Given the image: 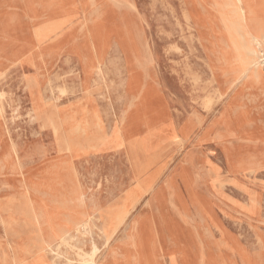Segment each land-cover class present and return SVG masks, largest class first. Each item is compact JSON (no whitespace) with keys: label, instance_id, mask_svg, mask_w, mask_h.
Wrapping results in <instances>:
<instances>
[{"label":"rangeland","instance_id":"374dc122","mask_svg":"<svg viewBox=\"0 0 264 264\" xmlns=\"http://www.w3.org/2000/svg\"><path fill=\"white\" fill-rule=\"evenodd\" d=\"M249 1L246 18L234 0H0V23L20 30H0V46L33 45L29 57L0 49V64L16 67L1 71L0 89L12 93L22 75H36L63 135L41 131L26 95L21 105L9 96L0 114V199L16 212L0 217V264H27L60 224L69 233L81 225L64 220L83 212L100 226L99 213L150 159L165 164L160 182L177 181L184 202L191 206L192 195L210 207L218 226L207 222L201 234L213 264H264V51L247 54L252 35L264 37V0ZM192 11L200 26L188 19ZM47 18L50 39L25 32ZM241 55L260 64L241 75ZM190 151L201 171L183 160ZM249 193L257 201L251 216L236 208ZM170 209L190 222L178 200ZM154 212L144 201L109 246L98 226L82 229L79 244L91 251L94 237L104 264H145L137 233ZM170 216V226L180 223ZM170 245L156 235L160 264H169Z\"/></svg>","mask_w":264,"mask_h":264},{"label":"bare ground","instance_id":"6f19581e","mask_svg":"<svg viewBox=\"0 0 264 264\" xmlns=\"http://www.w3.org/2000/svg\"><path fill=\"white\" fill-rule=\"evenodd\" d=\"M234 1L238 6V13L242 17L247 18V15L251 11L250 1L249 0H234ZM47 19L37 21L35 24L36 26L34 28L29 30L26 29L25 32L27 33L29 31L31 35L36 37L42 36L41 38L44 40L50 39L53 33V28L55 27V23L50 22V20ZM188 19L192 21V23H194L196 26H200V24L202 23L199 17L197 18V14L195 11L191 12L190 16H188ZM24 25L25 24H23V26ZM1 26L2 28L0 30L5 32H10L12 30L20 32L19 29H17L16 27L10 24L6 25L2 23ZM250 41H251V46L250 49L247 51L248 57L252 56V54L254 53L256 54L262 50L264 51L263 48L264 37L258 34H253L252 39H250ZM2 44L3 45L0 46V49H2L1 51L5 53V56L7 55L10 57L18 58L24 56L27 53H28L27 55L28 57L30 55L32 56V53L30 54V51L33 45L29 42L24 44L19 43L17 45H9L8 43L4 44V42ZM39 57L40 56H38L37 59H34L35 58L34 57L33 58L34 60H32L33 63L37 64V62L39 61ZM28 59L30 60V58ZM238 59H239L238 72L241 75H243V73L246 74L248 71L251 72L252 70L255 69V68L252 69L253 67H256L258 64H260L258 60L255 59L252 60V58L246 60L244 57H242V55ZM6 66H7V62L1 61L0 64L1 77L5 75V72H1V71ZM256 72L260 74L259 68L256 69ZM37 89H39L38 92L39 97L34 96V92ZM11 92L12 93H9L7 90H5V88L0 89V114L4 110V105L6 101H8L9 96L13 97V99L10 100H14V102H16L18 105H21L22 101L24 100L23 95H26L30 101V110L28 112L30 118L39 124L41 131L44 132L47 131L51 135H53L57 140H62L63 135L61 132V127L58 119L57 108L56 106H54L51 100L45 98L44 91L42 90V80L40 78H38L36 75L32 73L22 75L20 79L17 81V83L14 85V88H11ZM18 152H19V148L17 144H12L10 146V153L14 155L15 154L18 155ZM189 162L190 164L192 163L194 168L197 167L196 163L194 162V159H190ZM157 164H158L157 161H155L154 159L152 160L150 159L149 161H146L142 163V165H139L137 167L134 175L129 178V183L127 184L128 186L121 190L116 201L112 205L107 206L104 210H102L99 213L98 218L100 220V226L98 225V223L96 224L94 220L88 219L86 217V214H84V212L79 215H76L73 219L64 220V221L72 222L74 224H81V225L75 226L73 231L69 233V231L62 224H60V228L55 231L53 235V239L49 243H47L43 249L41 247L36 253H34L31 256V259L27 261V264H60L61 260H64L66 264H73L74 260H76L77 258L81 260L82 264H104L100 262L101 245H99L97 240L94 237L90 239L91 251H89L83 248V246L79 244L80 238L77 236L80 234V232H82V229L84 228L86 231L92 234V232H94L93 231L94 227L98 226L97 229L101 231L102 239H104L103 245L109 246L112 239H114L120 233L122 228L125 226V224L128 222L130 217L133 215V212L144 201L147 203V206H149L151 209L154 208L156 212H154L153 215L154 223L150 221V219H147L146 222H141L140 230L137 233L138 247L140 249L139 253L142 261L145 264H160V261L158 260V257H156V253L154 252V250H156L155 249L156 235L159 236L161 239H163L164 242L166 241L167 244V240H168L167 238L171 234L172 236H174V238H176V242L178 245L176 247H170L169 249L167 248L168 250L166 251L165 255H167L168 263L196 264L195 257L192 251V244H190V242L179 243L180 242L179 239L180 237L178 236L179 229L175 227L173 231H171V229L168 226L170 216L167 212V209L165 210V206L167 207L171 198L167 192V189L165 192V188H164L165 186H162L165 180L163 182H160L161 178H163V175L165 174L163 172L165 168V164H162L161 169L159 168L160 166L156 167ZM201 169L202 167L200 168L198 167L197 171H201ZM210 169L211 170L209 171V176L211 175V173L212 175L217 176V183H219V185L221 186L218 187L219 189H222L223 186L221 185V181H220L221 178L220 169L219 168L216 169L214 165H212ZM188 182L189 179H186L184 184L187 190L189 187ZM173 184L177 188H179L177 181H175ZM149 196L152 198L149 199ZM179 200L182 203L183 208L189 214V216L191 218L193 217L196 221L197 232L199 237L201 238V246L210 249V243L205 241L206 239L203 238L201 234V232L207 233V231H209V229L211 228V225H215L216 227L218 226V224L215 222L216 218L212 216L210 207H208L207 204H204L201 201L197 203L192 195L188 197L191 206H189L186 202L182 200L181 194L179 196ZM236 208H238L239 211L241 209V211L246 212L245 215L251 216L256 211L257 201L255 200V197L250 194L248 201L244 204H237ZM7 209L11 217H13L16 210L14 208V203L12 200ZM225 211L226 210H224V212ZM207 222L211 223V225H208ZM12 223L13 222L11 221V225ZM206 235L207 234H204V236ZM134 242L136 243V241ZM70 253H73L77 258H71ZM213 261H214V256L210 252V254L208 255L207 262L208 264H213Z\"/></svg>","mask_w":264,"mask_h":264},{"label":"crops","instance_id":"0c3cea01","mask_svg":"<svg viewBox=\"0 0 264 264\" xmlns=\"http://www.w3.org/2000/svg\"><path fill=\"white\" fill-rule=\"evenodd\" d=\"M25 21H27V20H25ZM0 24H2V23H0ZM15 68H16L15 66H13L11 64H8L7 65V72H9L10 70H15ZM5 90H7V89H5ZM184 156L185 157L183 158V160L187 164L191 165L192 167H193L192 163L190 164V162H189L190 159H194V162L197 163L196 162L197 158H196L194 152H191V151L190 152H186V154ZM1 161L3 162L4 159L2 158ZM0 169H1V167H0ZM195 169L197 171L198 170V166ZM166 181H169V183L167 184ZM164 182H166L165 183V187H164L165 188V192H166V189H167V192H168V194L170 195V198H171L170 202L167 205V207L165 206V210L167 209V212H168L169 216H170V214L172 215V213H173V215L175 214L176 219H177V215H176L175 211L170 209V204L172 206V203L176 202L177 200L180 202V200H179V196H180L179 188H177L174 184H171L172 182H170V180H168V179H166ZM169 184H171V185H169ZM171 192H178V195H173ZM151 198L152 197H149V199H151ZM9 204H10L9 200L6 201L3 198L0 199V217L1 218H3L2 217L3 215H10L9 212H8V209H7L9 207ZM181 205H182V203H181ZM185 212H186V210H185ZM186 214L188 216L187 218H189V220H190V222L188 224H184L185 222H183L180 219H177V220L180 221V223H175V227H177V229H179V231H178V233H179L178 236L180 237L179 238L180 239L179 243L190 242V244H192V251H193V254H194V257H195L196 264H208L207 259H208V255L210 254V249L204 248V247L201 246V238L197 237L196 233H195L197 231L196 221H195V219L193 217L191 218L187 212H186ZM190 225L194 226V227L192 228ZM168 226L171 229V231H173V229L175 228V227L170 226L169 222H168ZM197 235H198V233H197ZM167 239H168L167 243L171 242V245L169 247H176L178 245L177 242H176V238H174V236H172L171 234H170V236H168ZM165 243H166V241H165Z\"/></svg>","mask_w":264,"mask_h":264}]
</instances>
